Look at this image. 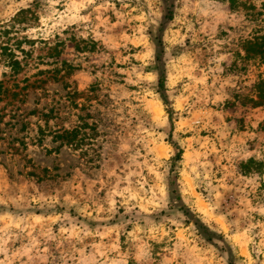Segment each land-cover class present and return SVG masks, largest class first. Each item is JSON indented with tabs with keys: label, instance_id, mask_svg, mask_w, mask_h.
<instances>
[{
	"label": "rangeland",
	"instance_id": "374dc122",
	"mask_svg": "<svg viewBox=\"0 0 264 264\" xmlns=\"http://www.w3.org/2000/svg\"><path fill=\"white\" fill-rule=\"evenodd\" d=\"M262 80L264 0H0V264H264Z\"/></svg>",
	"mask_w": 264,
	"mask_h": 264
},
{
	"label": "trees",
	"instance_id": "16d2710c",
	"mask_svg": "<svg viewBox=\"0 0 264 264\" xmlns=\"http://www.w3.org/2000/svg\"><path fill=\"white\" fill-rule=\"evenodd\" d=\"M13 64H17V61H14ZM261 83H264V80H262ZM78 133L79 131L75 128L71 131H64L62 134L57 135L56 138H59L61 140H64L66 143L71 144L76 140Z\"/></svg>",
	"mask_w": 264,
	"mask_h": 264
}]
</instances>
